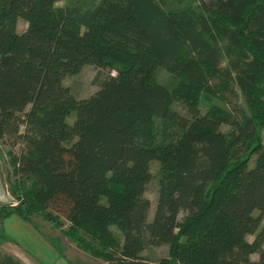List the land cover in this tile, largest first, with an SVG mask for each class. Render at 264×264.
<instances>
[{
	"label": "trees",
	"instance_id": "16d2710c",
	"mask_svg": "<svg viewBox=\"0 0 264 264\" xmlns=\"http://www.w3.org/2000/svg\"><path fill=\"white\" fill-rule=\"evenodd\" d=\"M60 1L0 0V141L15 175L32 181L0 218L52 210L110 264H154L145 247L164 245L157 264H264V0L181 10L184 0ZM91 65L117 74L79 100L64 80ZM160 69L184 83L169 90ZM214 77L242 90L249 114L203 113ZM154 161L162 182L150 222ZM0 264L23 263L0 254Z\"/></svg>",
	"mask_w": 264,
	"mask_h": 264
},
{
	"label": "rangeland",
	"instance_id": "374dc122",
	"mask_svg": "<svg viewBox=\"0 0 264 264\" xmlns=\"http://www.w3.org/2000/svg\"><path fill=\"white\" fill-rule=\"evenodd\" d=\"M80 1L83 2L85 0H61L58 5L74 6ZM199 1L200 0H184L183 4L176 7V9L181 10L191 7L198 9ZM26 27L27 24L23 20H20L18 32H23ZM115 68L116 67L98 68L93 65L86 66L81 72L67 77L64 80V84L71 89L72 94L77 99L84 100L100 90L103 82L110 76H115L117 74ZM156 81L171 91L178 90L181 84L184 83L182 76L178 72L173 73L167 69H160L157 72ZM210 83L214 89L213 92L211 93L205 90L200 95V104L203 113H205L210 107L219 105L229 111H233L237 115L249 114L244 94L237 85L227 82L220 77H214ZM186 85L188 84L186 83ZM173 108L184 115L187 114L186 107L179 99H175ZM76 117V112H74L68 119L69 123L73 124ZM155 127L160 128L159 123H157ZM222 131L224 133H229L231 128L229 126H223ZM261 138L264 142V129L261 130ZM16 151L18 152L19 148ZM12 153V148L10 146H4L0 141V205H2V203H6L10 207L9 209L16 207L13 205L11 206L15 200L17 202V206L21 205L25 199V191L31 189L32 186L31 180L15 175ZM253 165L254 161H252V166ZM151 173L152 180L145 193V198L151 202V209L148 218L150 222L154 218L162 182L161 166L158 161L151 163ZM9 209L5 210L8 211ZM256 214L258 215V212ZM12 218L13 217H11V219H4V217L1 218L0 236L5 234L1 231L2 225L4 230L8 226L11 227L12 230L23 231V226L20 229L18 222L16 221L17 219L15 220ZM28 220L39 226L45 232L52 248L50 247L49 251L43 250V254H45L48 258L53 255L54 262L58 260L60 264H110L103 254L104 251L101 247H98L96 250L94 249L93 252L85 251L83 248L79 247V245L67 235V231L70 227L69 222L62 218H58L52 210L29 214ZM113 231L117 235V238L122 240V235L115 227H113ZM21 232L19 233L21 234ZM2 238L6 239L7 237H0V254L7 253L8 250H13L12 245H9L8 242L5 243ZM248 240L250 242L253 241L254 236H249ZM33 248L34 252H37L35 247ZM51 251H53V253H51ZM143 256L149 263L157 264L161 259L169 257V246H146ZM31 258L34 260L33 256ZM252 258L254 260H258V255H253ZM173 264L177 263L174 262Z\"/></svg>",
	"mask_w": 264,
	"mask_h": 264
},
{
	"label": "crops",
	"instance_id": "0c3cea01",
	"mask_svg": "<svg viewBox=\"0 0 264 264\" xmlns=\"http://www.w3.org/2000/svg\"><path fill=\"white\" fill-rule=\"evenodd\" d=\"M2 205H6V203H2ZM11 217H13L12 219H17L16 221L18 222L20 229L23 226V231L21 232L18 230H12V228L8 226L4 230L2 225L1 231L5 234L0 237H7V240L5 238L2 239L5 243L8 242L9 245L11 244L13 249L8 250L7 253L4 254L13 256L14 258L20 260V262H22L23 264H60L58 260L56 262L53 261V255L48 258L45 254H43V250L49 251V248H52V245L48 241L45 232L39 226L35 225L29 220L23 219L16 213H11L8 216L4 217V219H11ZM19 232H21V234ZM33 247H35V250L37 252H34ZM51 253H53V251H51ZM29 255H32L34 257V260L31 258L32 256Z\"/></svg>",
	"mask_w": 264,
	"mask_h": 264
},
{
	"label": "built area",
	"instance_id": "2783aa9c",
	"mask_svg": "<svg viewBox=\"0 0 264 264\" xmlns=\"http://www.w3.org/2000/svg\"><path fill=\"white\" fill-rule=\"evenodd\" d=\"M11 205H13V206H17V202H16V200L13 201V203H12Z\"/></svg>",
	"mask_w": 264,
	"mask_h": 264
}]
</instances>
